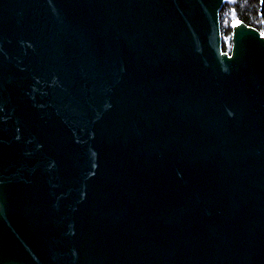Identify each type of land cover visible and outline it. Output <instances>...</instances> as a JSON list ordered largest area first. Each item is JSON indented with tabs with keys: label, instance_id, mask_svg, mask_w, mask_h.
Masks as SVG:
<instances>
[{
	"label": "water",
	"instance_id": "obj_1",
	"mask_svg": "<svg viewBox=\"0 0 264 264\" xmlns=\"http://www.w3.org/2000/svg\"><path fill=\"white\" fill-rule=\"evenodd\" d=\"M227 0H0V264H264V36Z\"/></svg>",
	"mask_w": 264,
	"mask_h": 264
},
{
	"label": "trees",
	"instance_id": "obj_2",
	"mask_svg": "<svg viewBox=\"0 0 264 264\" xmlns=\"http://www.w3.org/2000/svg\"><path fill=\"white\" fill-rule=\"evenodd\" d=\"M239 19L264 31V0H227L220 10L221 42L224 51L230 50V22Z\"/></svg>",
	"mask_w": 264,
	"mask_h": 264
},
{
	"label": "flooded vegetation",
	"instance_id": "obj_3",
	"mask_svg": "<svg viewBox=\"0 0 264 264\" xmlns=\"http://www.w3.org/2000/svg\"><path fill=\"white\" fill-rule=\"evenodd\" d=\"M235 20H239V19H234V20H232V21H235ZM231 21V22H232ZM242 21V20H241ZM231 22H230V25H231ZM244 22V21H243ZM245 23V22H244ZM247 24V23H246ZM247 25H250V26H253V25H251V24H247ZM254 27V26H253ZM256 29H258L257 27H255ZM259 30V29H258ZM260 31V30H259ZM261 33H262V31H260ZM231 33H232V29H231Z\"/></svg>",
	"mask_w": 264,
	"mask_h": 264
},
{
	"label": "built area",
	"instance_id": "obj_4",
	"mask_svg": "<svg viewBox=\"0 0 264 264\" xmlns=\"http://www.w3.org/2000/svg\"><path fill=\"white\" fill-rule=\"evenodd\" d=\"M261 34H262V36H264V31Z\"/></svg>",
	"mask_w": 264,
	"mask_h": 264
}]
</instances>
